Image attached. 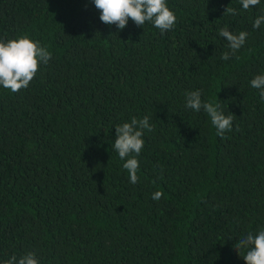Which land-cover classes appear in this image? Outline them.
Segmentation results:
<instances>
[{
	"label": "trees",
	"instance_id": "1",
	"mask_svg": "<svg viewBox=\"0 0 264 264\" xmlns=\"http://www.w3.org/2000/svg\"><path fill=\"white\" fill-rule=\"evenodd\" d=\"M177 22L123 29L94 0H0V39L51 52L27 88L0 86V264H246L235 243L264 228V0H166ZM237 14H224L225 9ZM248 33L231 51L218 30ZM233 115L216 134L185 93ZM149 117L137 183L115 127ZM161 191L160 200L152 195Z\"/></svg>",
	"mask_w": 264,
	"mask_h": 264
},
{
	"label": "clouds",
	"instance_id": "2",
	"mask_svg": "<svg viewBox=\"0 0 264 264\" xmlns=\"http://www.w3.org/2000/svg\"><path fill=\"white\" fill-rule=\"evenodd\" d=\"M242 8L248 10L256 7L260 0H240ZM95 7L100 10V20L108 25L115 24L118 29L126 27L129 19L137 26H143L150 22L161 33L172 30L177 22V17L167 6L166 0H94ZM224 14L236 15V9L227 7ZM264 23V15L258 16L253 27L259 28ZM220 37H225L231 50L221 55L222 60H228L232 53L238 51L245 43L248 33L240 31L238 34L229 30L227 25L218 30ZM51 58V52L42 46L40 41L33 40L29 35L22 34L7 40L0 39V86L15 93L22 88H27L38 71L39 63L47 64ZM252 88L258 89L261 101H264V74L256 75L250 81ZM187 108L199 112L203 111L210 117L211 124L216 129V134L224 137L226 131L232 130L233 115H225L219 103L203 101L201 90L185 93ZM151 132L153 126L149 123V117L142 119L132 117L130 122H124L115 127L114 149L127 170L129 181L137 183L139 161L137 157L144 147V130ZM161 191L152 195L153 200H160ZM235 249L246 250L242 255L246 264H264V228L256 234L249 232L235 243ZM2 264H39L36 254L32 251L17 258L12 255Z\"/></svg>",
	"mask_w": 264,
	"mask_h": 264
}]
</instances>
